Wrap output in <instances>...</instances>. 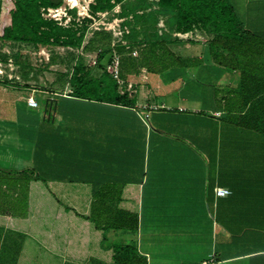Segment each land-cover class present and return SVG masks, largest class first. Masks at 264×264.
<instances>
[{
	"label": "crops",
	"instance_id": "1",
	"mask_svg": "<svg viewBox=\"0 0 264 264\" xmlns=\"http://www.w3.org/2000/svg\"><path fill=\"white\" fill-rule=\"evenodd\" d=\"M111 2L115 6L106 17L112 13L114 21L107 23L130 31L119 15L124 2ZM229 2L243 27L264 37V0ZM165 24L161 16L160 31ZM188 33L197 42L182 38L172 49L195 59L189 71L175 68L165 75L164 82H179L170 91L143 90L130 108L68 92L36 94L32 85V93L17 103V124L0 123V137L16 147L18 164L34 166L47 180L31 196L30 226L43 227L37 207L44 209L46 229L68 228L61 204L84 211L91 195L108 190L121 194L126 200L120 206L133 211L130 198L139 187L137 234L111 230L110 242H134L149 264L153 256L180 264H264V133L254 117L233 121L244 115V101L264 98V45L225 48L213 59L208 34ZM29 96L42 99L41 106L29 107ZM225 100L238 111L228 114ZM165 103L172 108L168 112L161 111ZM216 187L231 193L217 197Z\"/></svg>",
	"mask_w": 264,
	"mask_h": 264
},
{
	"label": "trees",
	"instance_id": "2",
	"mask_svg": "<svg viewBox=\"0 0 264 264\" xmlns=\"http://www.w3.org/2000/svg\"><path fill=\"white\" fill-rule=\"evenodd\" d=\"M93 1L90 4L93 14L110 11L115 6L112 0ZM63 2L0 0V52L8 43L31 44L42 49L44 46L77 47L84 44L82 48L95 52L96 59L94 67L79 65L69 77V94L78 99L134 108L135 96L127 91L126 85L141 84L138 76L142 68L149 74L146 85L150 89L157 93V87L172 90L179 82L175 79L164 82L165 75L175 68L189 71L190 63L195 59L173 51L172 47L182 42L173 32L202 30L207 33L209 53L213 59L224 54L225 48L264 45V37L243 27L229 0H157L154 3L148 0H115L124 2L119 15L126 17L122 23L130 27L126 34L127 41L132 42L129 48L120 42L113 47L110 31L97 29L85 41V35L77 33V28H62L42 17V8L60 7ZM161 16L165 17L166 29L160 31L158 23ZM138 34L142 39L135 41ZM133 48L137 49V56L132 55ZM114 51L120 57L119 72L123 86L108 71ZM57 60V55L51 56L47 66ZM6 78L0 80V123L13 128L17 124V103L30 94V86L14 84ZM223 108L228 114L238 111L226 100ZM240 109H246L244 115L238 116L240 119L235 116L233 121L241 123L254 117L256 127L264 133V98L246 100ZM0 147V264H149L148 257L134 242H110L108 237L111 230L137 234L139 187H133L135 194L130 198L133 211L120 206L122 199L126 200L121 194H108V190L102 195H91L84 211L61 204L64 210L61 220L68 219V228L46 229L44 209L37 207L35 217L43 220V227L30 226L31 196L36 197L33 195L37 189L44 190L47 180L36 172L34 166L18 164V153L13 144L3 141ZM9 216L14 221H9ZM229 233L232 234L231 231ZM219 254L215 251L217 261L222 260Z\"/></svg>",
	"mask_w": 264,
	"mask_h": 264
},
{
	"label": "rangeland",
	"instance_id": "3",
	"mask_svg": "<svg viewBox=\"0 0 264 264\" xmlns=\"http://www.w3.org/2000/svg\"><path fill=\"white\" fill-rule=\"evenodd\" d=\"M82 1L84 2V5H86V3H88L89 0H78L77 2H79V4L77 3V6H73L74 9L79 8V10L82 11V6H84L82 4ZM91 3L93 2H89L88 13L92 16V18L86 16L85 19H82L81 25H75L72 27V28H77L76 31L77 33H82L85 35V41L92 35L93 31L103 27L102 24L103 22L107 23L114 21V15L112 13L105 18H101L96 13L93 14L90 9ZM71 13L75 17H77L76 10H71ZM123 39L128 40L126 35ZM140 39H142V36L141 34H138L135 41H140ZM190 41L191 43L197 42L194 40V38L191 39ZM129 44H132V42ZM83 45L84 44L77 47L44 46V50H45V54H44L41 53L43 51L42 48L36 45H31V44L19 45V44L8 43L7 46L3 47L2 51L0 52V60L2 61L3 67L6 70L7 74L13 75L11 81H13L14 84L25 85V86L28 85L30 86V88H32L33 85L34 90H36V94H43L52 91H61V92L70 93L71 88L69 85L70 84L69 77L73 69L77 68L79 65H83L89 68H92L95 65L96 53L87 52L82 48ZM47 54L50 57L48 59L45 58ZM53 55H57L58 60L56 61L55 64L47 66V63L51 61V56ZM10 60L14 65L13 66L14 68L8 66V64H10ZM10 68H13V70H10ZM17 76L19 78H17ZM6 79L10 80L8 77ZM28 81H33V83L29 84ZM135 90H137L136 91L137 93L135 92ZM143 90H152L154 94H156L154 89H150L146 84L145 85L138 84L137 86L133 85V88L128 89L127 91L129 93L133 91L132 93L133 95H141ZM31 93L32 92H30V94ZM39 101L40 102L38 104L39 106H41L42 99H39ZM170 109H172L171 106H169L168 103H165L164 108L161 109V111L168 112L170 111ZM1 142H3V140L0 137V143ZM2 148L4 149V147ZM184 247L190 248V245L182 246V248ZM209 247L211 246L208 243L207 245L204 246V249ZM152 258L154 260L151 261V264H180L179 262L175 263V261L169 259L168 261H166V259L162 261L161 259H164L165 257H161V256H153ZM189 263L191 262L189 261L184 262V264H189Z\"/></svg>",
	"mask_w": 264,
	"mask_h": 264
},
{
	"label": "built area",
	"instance_id": "4",
	"mask_svg": "<svg viewBox=\"0 0 264 264\" xmlns=\"http://www.w3.org/2000/svg\"><path fill=\"white\" fill-rule=\"evenodd\" d=\"M89 2H93V0H89L88 3H86V5H84V2L82 1V4L84 6H82V11L79 10V8L74 9L73 6H77V2H69L67 5H61L60 7H47V8H42L41 9V15L44 19L48 20V21H52L54 22L56 25L62 27V28H71L75 25H81L82 23V19H85V17H90L92 18V16L88 13L89 10ZM64 4V2H63ZM79 4V2H78ZM63 6V7H62ZM71 10H76V14L77 17H75L72 13ZM59 13V14H57ZM98 16H100L101 18H105L106 15L108 14V10L104 11V12H97L96 13ZM103 27L99 28V29H104L106 31H110L112 33V46L114 47L116 44H118L119 42L122 45H126L127 48L130 47V44L128 43V41H126V39H123L125 34H127L129 32V30L126 29V27L122 28V26L120 25V23H114V24H110V23H106L103 22ZM176 37L178 38H189L190 34L187 33H181L178 32L175 34ZM43 51L41 53L45 54V50L42 49ZM137 49L133 48L132 49V55L133 56H137ZM46 59L49 58L48 54L45 57ZM9 67H13L14 65L12 64L11 60H10V64H8ZM14 68V67H13ZM13 68H10V70H13ZM120 57L117 55V53L114 51L113 52V56L111 58V62L108 65V71L109 73L112 75V77L118 82V84L120 86L124 85V82L121 80L120 78ZM140 75L141 78L144 82H146L148 80V72L145 68H142L140 71ZM4 77H8L10 80L13 78V75L7 74L6 70L3 67V63L0 60V80L3 79ZM127 88L131 89L132 88V83H128L127 84ZM27 104L29 107L32 108H37L38 107V100L36 97L34 96H29L27 98ZM214 192L216 194L217 197H226L228 196L231 192L229 189L223 188V187H216L214 189ZM200 264H215L213 260H209V261H203Z\"/></svg>",
	"mask_w": 264,
	"mask_h": 264
},
{
	"label": "bare ground",
	"instance_id": "5",
	"mask_svg": "<svg viewBox=\"0 0 264 264\" xmlns=\"http://www.w3.org/2000/svg\"><path fill=\"white\" fill-rule=\"evenodd\" d=\"M71 1H73L74 3L75 2H77L78 0H65V3H69V2H71ZM78 3V2H77ZM77 5V4H76Z\"/></svg>",
	"mask_w": 264,
	"mask_h": 264
},
{
	"label": "clouds",
	"instance_id": "6",
	"mask_svg": "<svg viewBox=\"0 0 264 264\" xmlns=\"http://www.w3.org/2000/svg\"><path fill=\"white\" fill-rule=\"evenodd\" d=\"M57 14H59V13H57Z\"/></svg>",
	"mask_w": 264,
	"mask_h": 264
}]
</instances>
